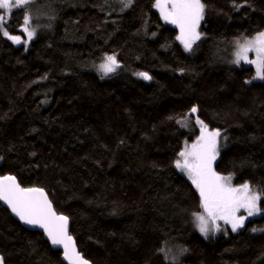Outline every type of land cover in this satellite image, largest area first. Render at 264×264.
I'll use <instances>...</instances> for the list:
<instances>
[{"label": "trees", "instance_id": "1", "mask_svg": "<svg viewBox=\"0 0 264 264\" xmlns=\"http://www.w3.org/2000/svg\"><path fill=\"white\" fill-rule=\"evenodd\" d=\"M201 2L192 54L155 0H34L5 25L25 38L27 11L29 45L0 34V176L44 189L91 264H264V195L259 217L206 240L192 220L200 196L175 167L198 118L222 135L215 171L264 192V79L228 64L264 32V0ZM108 56L121 70L103 80L93 68ZM0 258L63 264L1 205Z\"/></svg>", "mask_w": 264, "mask_h": 264}, {"label": "snow or ice", "instance_id": "2", "mask_svg": "<svg viewBox=\"0 0 264 264\" xmlns=\"http://www.w3.org/2000/svg\"><path fill=\"white\" fill-rule=\"evenodd\" d=\"M31 0H0V34L13 43H27L36 34L31 27V16L26 11L21 25V31L26 35L22 41L20 36L11 35L5 25L14 8L24 7ZM131 0H125L127 7ZM170 5V7H169ZM163 19L180 29L178 40L183 43L186 50H191L192 44L198 40L199 33L196 29L203 19L204 4L201 0H155ZM254 51L256 58L250 60L248 53ZM255 64L256 76L264 79V32L257 34L252 40L240 46L237 60ZM119 67L114 56H108L106 62L100 65V70L105 74L112 73ZM145 80L151 77L144 72L138 74ZM197 109L193 107L192 113ZM201 135L190 149L179 153L180 159L176 160L177 169L186 172L200 196L203 214H194L198 222L199 231L207 235L209 231H219L217 221H223L231 226L232 231L244 226L246 219L238 215L244 209L248 216L260 211L258 206L264 192H254L248 183L233 187L231 177L219 175L212 167L216 159L218 131L209 132L202 121ZM0 200L4 201L25 224L43 228L52 245L62 246L64 259L69 264H88L76 251L75 242L68 234V217L57 214L48 200L44 189L38 187L22 188L14 176H0ZM211 225V227H210ZM0 264H3L0 258Z\"/></svg>", "mask_w": 264, "mask_h": 264}, {"label": "rangeland", "instance_id": "3", "mask_svg": "<svg viewBox=\"0 0 264 264\" xmlns=\"http://www.w3.org/2000/svg\"><path fill=\"white\" fill-rule=\"evenodd\" d=\"M33 2H34V0H31L30 3H28V4L25 5L24 7H20V8H26V7H28L30 4H33ZM169 7H170V5H169ZM155 8H156L157 12L159 13V15H160L161 19L163 20V22H164L165 24H167L168 26H171V27H173V28H175V29L177 30V37H178V36L180 35V29H179L176 25L166 22V21L163 19L162 15H161V13H160V11H159V9H158L156 6H155ZM15 9H18V8H14L13 11H14ZM13 11H12V12H13ZM11 14H12V13H11ZM30 16H31V15H30ZM8 19H9V18H8ZM8 19H7V22H8ZM31 19H32V16H31ZM201 22H202V19L200 20V22H199V26H198V28L196 29V31L199 33V37H200V38H199L198 40H196V41L192 44L191 50H186L185 47H184V45H183V43H181V41L177 39V41L179 42V44L181 45V47L183 48V50H184L186 53L192 54V52L194 51V47L196 46L197 42H198V41L201 39V37H202L201 32H200V25H201ZM31 24H32V23H31ZM36 30H37V26H36V28H35V31H36ZM35 35H36V34H35ZM24 36H25V38H23V37L20 36L21 39H22V41L26 40V35L24 34ZM34 37H35V36H34ZM34 37H33V38H34ZM5 38H6V37H5ZM253 38H254V37H253ZM253 38H252V39H253ZM6 39H7V38H6ZM252 39H250V40H252ZM7 40H9V39H7ZM9 41L13 43V41H11V40H9ZM247 41H249V40H247ZM247 41H244V42H242V43H238V44L235 46V48H234V50L232 51L231 56H230V58H229V60H228V64H229L230 66H233V67H239V66H242V65H243V66H246V67H251V68H253L254 73H255V74H254V80H255V81H262L263 79H260V78H258V77L256 76V66H255V64L246 63V62H244V61H240L239 63L236 62V60H237V52L239 51L240 46L243 45V44H245V43H247ZM29 43H30V41L27 42V43H24V44H25L26 46H28ZM13 44H16V43H13ZM16 45H17V44H16ZM106 58H107V57H105V61H104V62L100 63V64L97 65V66H94V68H93V69H94V73H95L96 75H98V76H99L101 79H103V80H106V79L111 78L113 75H115L116 73H118V72L121 70V67L119 66V67L116 68V70H115L114 72L105 75V74L100 70V65L106 62ZM248 58H249L250 60H254V59L256 58V54H255V52H254V51H250V52L248 53ZM138 74H139V73H132L133 76H135V77H137V78H141V76H139ZM191 114L195 115V113H192V112H191ZM197 119H198V118H195V119H194V118H191V117H190V118H189V123H185V124H184L185 127H189V128H190V127L192 128L193 125L196 126V128L198 129V134H197V136H196V138H195V140H194L193 142L186 143V145L184 146V148H183L182 151H184V150H186V149H190L191 145L194 144V143H196L197 140L199 139L200 135H201V125L198 124V123L196 122ZM207 131H209V132H214V131H218V130H210V129L207 128ZM218 132L220 133V135H219V137H217V144H216L217 156H216V159L213 161V165H212V167H213L214 170H215V164H216V162H217V160H218V158H219V156H220V152H221V138H222V135H221V132H220V131H218ZM178 159H180V157H178ZM175 167H176V166H175ZM176 170H177V172H179L181 175H183V176H184V177H185V178H186V179L192 184V181L189 179V177H188V175L186 174V172H183V171H181V170H179V169H177V168H176ZM230 183H231V185H232L233 187H239V186H236V185L233 184L232 179H231ZM192 186L195 188V186H194L193 184H192ZM250 188H251L252 191L257 192V191H255L251 186H250ZM195 190L197 191L196 188H195ZM197 193H198V191H197ZM198 195H199V193H198ZM258 206H259V203H258ZM259 208H260V206H259ZM197 214H203V209H202V211H200V212L197 213ZM238 215H243V216L246 217V219H245V221H244V223H245L247 220H251V219H254V218L259 217V216L261 215V210H260L259 212L255 213V214L252 215V216H248L247 212H246L244 209H241L240 212L238 213ZM192 220H193V225H194V229L196 230V232L199 233V234H200L204 239H206V240L211 239L212 237H214L215 235H218V234H223V235H225V236H227V235L230 234V233H231V234H235V233H237L240 229H242V227H241V228H238L236 231H232L230 225L225 224L223 221H217V223L219 224V231H209V232L207 233V235H205V234H202V233L199 231L198 222H197L196 219H195V215L192 216ZM210 227H211V225H210ZM178 257H179V256H177L175 259H170V258L167 257V260H168V262L171 263V264H178V263L180 262V257H179V258H178Z\"/></svg>", "mask_w": 264, "mask_h": 264}, {"label": "water", "instance_id": "4", "mask_svg": "<svg viewBox=\"0 0 264 264\" xmlns=\"http://www.w3.org/2000/svg\"><path fill=\"white\" fill-rule=\"evenodd\" d=\"M16 182H17V180H16ZM17 183H18V182H17ZM22 188H23V187H22ZM47 197H48V196H47ZM48 200L50 201L49 197H48ZM50 202H51V201H50ZM51 204H52V203H51ZM0 205H1L4 209H6V210L9 212L11 218H13L16 222H18V223H19L24 229H26V230H28V231H32V232H39V233H41V234L44 236L45 240H46V241L48 242V244L50 245L51 250H52V251H55V252H60V253H61V261H62V263H63V264H69V262H68L67 260L64 259V254H63V248H62V246H54V245H52V243H51V241H50L48 235L45 233V231H44L43 228H40V227H38V226H34V225L25 224L23 221L20 220V218H19L15 213H13L12 209H11V208L9 207V205H8L7 203H5L4 201L0 200ZM52 207H53V205H52ZM53 209H54V207H53ZM54 210H55V209H54ZM55 212H56V211H55ZM69 231H70V222H69V220H68V234H69ZM69 235H70V234H69ZM72 238H73V237H72ZM73 240H74V239H73ZM74 242H75V240H74ZM75 247H76V251L81 255V257H82L84 260H86V259L83 257V255L79 252L76 243H75ZM86 261H87V260H86ZM87 262H88V264H91L89 261H87Z\"/></svg>", "mask_w": 264, "mask_h": 264}]
</instances>
